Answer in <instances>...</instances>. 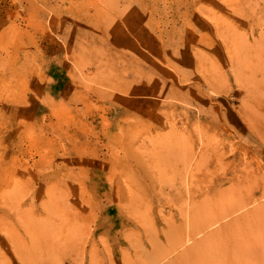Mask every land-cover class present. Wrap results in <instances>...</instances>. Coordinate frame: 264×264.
I'll return each mask as SVG.
<instances>
[{
	"label": "rangeland",
	"instance_id": "1",
	"mask_svg": "<svg viewBox=\"0 0 264 264\" xmlns=\"http://www.w3.org/2000/svg\"><path fill=\"white\" fill-rule=\"evenodd\" d=\"M261 93L264 0H0V264H141L217 179L261 188Z\"/></svg>",
	"mask_w": 264,
	"mask_h": 264
},
{
	"label": "bare ground",
	"instance_id": "2",
	"mask_svg": "<svg viewBox=\"0 0 264 264\" xmlns=\"http://www.w3.org/2000/svg\"><path fill=\"white\" fill-rule=\"evenodd\" d=\"M253 73V72H252ZM251 75V72L249 73ZM254 79H256L254 77ZM252 80V79H251ZM261 80V79H260ZM256 84V80H254ZM254 84H252L254 86ZM263 95L264 93H261V96L258 97V99L260 100V103H258L256 100L250 102V113L249 115H251L253 123L256 124L257 126H253L254 128H256V131H258L259 134L257 135H261L262 139H264V100H263ZM256 103V104H255ZM251 123V120H249ZM253 128V129H254ZM178 131V130H177ZM183 130H181L182 132ZM255 131V132H256ZM179 132V131H178ZM205 133V132H203ZM202 133V134H203ZM207 133V132H206ZM252 133V132H251ZM179 134V133H178ZM184 135V134H183ZM182 135V136H183ZM201 135V134H200ZM248 135V134H247ZM203 136L205 137L206 135L203 134ZM202 136V137H203ZM250 138V137H249ZM252 140V139H251ZM253 141V140H252ZM256 141V139H255ZM253 141V142H255ZM258 141V140H257ZM254 145V144H253ZM252 146V145H251ZM258 146V145H256ZM253 148V147H252ZM257 148V147H256ZM261 148V146H260ZM254 152L256 151L255 149H253ZM252 150V151H253ZM259 150V148H258ZM196 152V151H195ZM203 153V154H202ZM199 152V153H194L197 155H201V157L197 156V158H195V155L193 153H188V155H192V158L190 159H196V166H198V164L203 161L204 162V157L205 159L207 158V156H204V151L203 152ZM185 155H182L184 157V161H186V158L188 157V155L186 153H184ZM257 154V153H256ZM203 155V156H202ZM207 155V154H206ZM186 156V158H185ZM209 156V155H208ZM191 157V156H189ZM199 157V158H198ZM210 157V156H209ZM208 157V159H209ZM213 157V156H212ZM216 157V156H215ZM250 157V155H249ZM255 157V156H254ZM177 158V157H176ZM182 160L181 157H178ZM218 158V157H217ZM217 158H215L217 160ZM261 158V157H260ZM180 159H177L176 162ZM189 158L187 160H190ZM224 159V158H223ZM253 159V158H252ZM256 159V158H255ZM259 159V158H258ZM215 160V161H216ZM228 160V159H227ZM245 159H243L244 161ZM248 160V159H247ZM183 161V160H182ZM191 161V160H190ZM214 161V162H215ZM220 161V159L218 160ZM218 161L217 164L219 163ZM238 161V160H236ZM241 161V160H240ZM175 162V164H176ZM208 162V160H207ZM233 162V161H232ZM231 162V164H232ZM174 162L170 163V165H174ZM179 163V162H178ZM177 163V164H178ZM188 165H186V162H184V165H186V167L189 166V161H187ZM210 163V162H209ZM247 163V162H245ZM255 163V162H254ZM258 163V161H257ZM195 164V163H193ZM205 164V163H204ZM215 164V163H213ZM223 164H226V162L221 163V166ZM236 164V163H235ZM253 164V162H252ZM259 164V163H258ZM165 165V164H164ZM202 167L203 163L201 164ZM200 165V167H201ZM244 165V164H243ZM178 166V165H177ZM176 166V167H177ZM182 166V165H181ZM195 166V168H197ZM207 166V165H206ZM216 166V165H214ZM218 166V165H217ZM234 166V165H233ZM253 166V165H251ZM261 166V165H259ZM263 166V165H262ZM173 167V166H171ZM192 167V166H191ZM194 167V165H193ZM199 167V169H200ZM211 167V166H208ZM219 167V166H218ZM243 167V166H242ZM241 167V168H242ZM164 168V167H163ZM166 168V167H165ZM183 169H187V168H183ZM194 168V169H195ZM212 168V167H211ZM233 168V167H232ZM250 169H252L251 167H249ZM263 167H261L262 170ZM168 169V168H167ZM164 169L161 171V173L164 172H169V170ZM170 169V168H169ZM178 169V168H175ZM220 169V168H219ZM222 169V168H221ZM227 169V168H226ZM243 169V168H242ZM258 169V168H257ZM204 170V169H203ZM215 170V168H214ZM218 170V169H217ZM217 170H215L214 172H216ZM224 172V168L222 169ZM228 170V169H227ZM230 170V168H229ZM234 170V169H233ZM241 170V169H240ZM181 170L176 171L173 170L171 172V175L169 176V179L174 185L177 183V179L178 177L180 178V175H182L180 178L181 180L183 179V176L187 178V180L189 179V177L191 176V169H187L186 171L183 172ZM212 171V170H211ZM221 171V170H220ZM226 171V170H225ZM258 171V170H257ZM193 172V171H192ZM195 172L196 169H195ZM194 172V173H195ZM199 172V171H198ZM213 172V173H214ZM219 172V171H218ZM245 172L246 169H245ZM244 172V173H245ZM160 173V174H161ZM204 173V172H203ZM225 173V172H224ZM234 173V172H233ZM238 173V172H237ZM261 173V172H260ZM264 173V171L262 172ZM166 174V173H165ZM217 174V173H216ZM256 174V173H255ZM254 174V175H255ZM207 175V174H206ZM214 175V174H213ZM232 175V174H231ZM242 175V174H241ZM241 175H238L236 177H232V180L234 181L231 185L232 186L230 188L229 184H227L229 186L230 189H223L221 186L224 178H220L217 179V184L219 185L215 192V194L208 196L207 193V197L198 200L196 199L197 197H190V200L188 201L187 207L185 208L186 212H182L181 210V216H183V220L182 223H180L179 225H175L174 222H169V224L167 225L166 229H162L163 230V234L165 236V240L166 241H162L161 237L156 234L154 235L153 239H150V244L148 246H150L151 248V252L149 254H147L146 258L142 259L140 256L139 260L141 264H228L233 261L234 263L237 262V264H252V262H258L261 264H264V201L263 198L264 197V185L261 186V188L256 185V178L258 179V177H252L251 175L245 174L244 177H242ZM253 175V176H254ZM262 174H259V177ZM168 176V174H167ZM196 176V175H195ZM224 177L225 174L223 175ZM234 176V175H232ZM165 177V175H164ZM201 177V176H200ZM209 177V176H208ZM220 177V176H219ZM198 178V177H197ZM213 178V177H212ZM193 179V176H192ZM205 179V178H204ZM207 179V178H206ZM226 179V178H225ZM229 179V178H227ZM231 179V178H230ZM200 180V179H199ZM212 180L210 179V177L208 178V181ZM260 180H264V177ZM259 180V181H260ZM195 181V179H194ZM198 181V180H197ZM256 181V182H255ZM192 182V180H191ZM200 182V181H199ZM205 182V181H204ZM214 182V181H213ZM255 182V184H254ZM186 183V182H184ZM188 183V181H187ZM193 183V182H192ZM201 183V182H200ZM199 183V184H200ZM207 184V182H205ZM204 183V184H205ZM209 183V182H208ZM189 184V183H188ZM196 183V186L199 185ZM259 184V182H258ZM257 184V185H258ZM261 184H264V182H262ZM202 185H203V181H202ZM191 186V185H189ZM205 186V185H204ZM209 186V185H208ZM198 187V186H197ZM212 187V186H211ZM221 187V188H220ZM225 187V186H223ZM202 188H204L202 186ZM210 188V187H209ZM260 188V189H259ZM177 189V188H176ZM180 189V188H179ZM188 189V188H187ZM191 189V187H190ZM197 189V188H196ZM199 189V187H198ZM197 189V190H198ZM208 189V188H207ZM194 190V189H193ZM192 190V191H193ZM200 190H201V186H200ZM204 190V189H202ZM214 190V191H215ZM208 191V190H207ZM191 192V191H190ZM195 192V191H194ZM193 192V193H194ZM199 192V191H197ZM203 192V191H202ZM173 197L176 195H179L178 191L176 190L175 192H173ZM258 193L261 194V196H258ZM198 194V193H197ZM204 194H205V190H204ZM200 195V194H199ZM191 196V194L189 195ZM193 196V194H192ZM204 196V195H203ZM171 197V198H173ZM183 197V196H182ZM186 197V196H185ZM167 198V197H166ZM184 198V197H183ZM192 198V199H191ZM199 198V197H198ZM262 198V200L260 199ZM134 200V199H132ZM131 200V202H132ZM139 200V198H138ZM145 200V199H144ZM166 200V199H165ZM169 200V199H167ZM182 200V199H181ZM184 200V199H183ZM182 200V201H183ZM140 201V202H139ZM139 204H142L141 202L143 201L141 198L139 200ZM136 201H134L133 203H130V201H128V204H133L136 206V204H134ZM157 202H159L157 200ZM171 202V201H170ZM186 202V201H185ZM125 203V202H124ZM122 203V204H124ZM147 203V202H146ZM168 203V202H167ZM180 203H183L180 201ZM127 204V202L125 203V205ZM159 204V203H158ZM161 204V203H160ZM138 205V204H137ZM165 205V204H164ZM184 205V203L182 204ZM130 206V205H128ZM99 207V206H98ZM125 207V206H124ZM134 206L131 205V208H133ZM137 207V206H136ZM136 207L134 209H136ZM148 207V206H147ZM101 208V207H99ZM126 209H128V207H125ZM124 208V209H125ZM130 208V210H131ZM139 208V207H138ZM137 208V209H138ZM146 208V207H145ZM145 208H143L144 210H146ZM161 208V207H160ZM102 209V208H101ZM133 209V210H134ZM142 209V208H141ZM143 211V215L148 216L147 214H144V210ZM163 209V208H161ZM168 209V208H167ZM171 209V208H170ZM115 210V209H114ZM129 210V209H128ZM132 211V213H134ZM140 210V209H138ZM137 210V211H138ZM148 210V209H147ZM164 210V209H163ZM120 212V210H118ZM136 211V210H135ZM136 211V214H138ZM169 211V210H168ZM127 212V211H126ZM139 212V211H138ZM141 212V210H140ZM102 213V212H101ZM129 213V211L127 212V214ZM142 213V212H141ZM139 213V214H141ZM147 213V212H146ZM192 215H191V214ZM121 214V213H120ZM119 214V215H120ZM126 214V215H127ZM135 214V213H134ZM136 217H138V215H136ZM159 214V213H158ZM162 214V213H161ZM168 214V213H167ZM118 215V214H117ZM142 215V216H143ZM170 215V214H169ZM128 216V215H127ZM133 217V215H131ZM130 216V217H131ZM159 216V215H158ZM98 217V216H97ZM131 217V218H132ZM170 216H168V219ZM173 217V216H171ZM227 217H231L229 219V221L227 220ZM100 218V217H99ZM98 218V219H99ZM144 217H138L137 219H143ZM150 218V217H149ZM148 218V219H149ZM173 219V218H172ZM227 220V222L225 221V223L220 224L221 220ZM147 220V219H146ZM150 220L152 221L153 219L150 218ZM149 220V221H150ZM142 222V220H140ZM148 221V220H147ZM163 221V219H162ZM134 222H137L134 220ZM154 222V220H153ZM167 222V221H166ZM140 224V222H137ZM155 223V222H154ZM100 224V222H99ZM150 224V222H149ZM142 225V224H141ZM148 225V224H147ZM153 225V224H151ZM144 226V225H143ZM213 226V227H212ZM150 227V225H149ZM148 227V228H149ZM125 228V227H124ZM129 228V227H128ZM151 228H153L151 226ZM123 229V228H122ZM137 229V227L135 228ZM143 229H146V227H143ZM138 230V229H137ZM148 230V229H147ZM152 230V229H151ZM161 230V231H162ZM182 230V231H180ZM149 231V230H148ZM145 232L144 234H148ZM84 232V231H83ZM131 232V230H130ZM133 232V231H132ZM131 232V233H132ZM134 232H136L134 230ZM150 232V231H149ZM126 233V231L124 232ZM129 234V232H127ZM139 232L138 234L140 235ZM154 233V232H153ZM123 234V233H122ZM134 234V233H133ZM151 234V232H150ZM198 234H201L199 237H196ZM79 235V234H78ZM93 235V234H92ZM88 236V235H87ZM85 236V238L87 237ZM99 236V235H97ZM137 237V234H135L133 237ZM105 237V236H104ZM131 237V236H129ZM150 237V236H147ZM146 237V238H147ZM124 238V237H123ZM84 239V238H82ZM100 240L102 239V237L99 238ZM125 239V238H124ZM137 240V238H135ZM135 239L133 238L134 242ZM141 238H138V240H140ZM131 241H133L130 238ZM149 240V239H148ZM94 242V241H93ZM102 242V240H101ZM131 242V243H134ZM217 242H225V244L223 246H225V248H223L220 244V247H222L225 250H222L221 248H219L218 246L215 247V249L217 248V250L212 249L211 246H213L215 243ZM260 243L259 244V248H255L254 246H256V243ZM79 245L80 242L78 241ZM104 243V242H103ZM130 243V244H131ZM83 244V243H82ZM92 244V243H91ZM111 244V243H110ZM104 245V244H103ZM261 245V246H260ZM108 246V245H107ZM135 246H137L135 244ZM96 247H98L96 245ZM95 247V248H96ZM106 247V246H105ZM138 247V246H137ZM258 247V246H257ZM81 248V247H80ZM89 248V247H88ZM119 248V247H118ZM126 248V247H125ZM214 248V247H213ZM101 249V248H100ZM105 249V248H104ZM139 248H137L138 250ZM220 249V251H218ZM260 249V250H259ZM80 250V249H79ZM98 250V249H97ZM136 250V249H135ZM136 250V251H137ZM141 250V249H140ZM145 250V249H144ZM84 251V250H83ZM88 251V250H87ZM121 251V250H120ZM139 251V250H138ZM96 252V251H95ZM99 252V251H98ZM107 252V251H106ZM124 253V250L122 251ZM120 252V253H122ZM129 252V251H128ZM134 255L136 254L135 251ZM146 252V251H145ZM144 252V253H145ZM84 253V252H83ZM89 255L90 252L88 251ZM94 253V252H93ZM127 253V251H126ZM125 253V254H126ZM108 254V253H107ZM111 254V253H110ZM110 254H108L110 256ZM123 256H127V254ZM130 254V253H129ZM142 254V253H141ZM91 255H92V251H91ZM94 255L91 256V258H94ZM112 256V255H111ZM121 256V255H120ZM144 256V254H143ZM101 257V255H100ZM128 257V256H127ZM126 257V259H127ZM137 257V256H136ZM75 259V257H73ZM84 258V257H83ZM98 262L99 261L97 258H95ZM132 259V258H131ZM90 260V259H89ZM94 260V259H93ZM95 260V261H96ZM134 260V259H132ZM91 261V260H90ZM95 261L92 262V264H95ZM96 261V262H97ZM113 261V260H112ZM236 261V262H235ZM83 262V261H82ZM122 262V261H121ZM125 262V261H124ZM250 262V263H249ZM91 263V262H90ZM126 263V262H125ZM124 263V264H125ZM132 262H128L126 264H130ZM89 264V261H88ZM98 264V263H97ZM101 264V263H99ZM109 264H113V263H109ZM133 264L134 261H133ZM232 264V263H231Z\"/></svg>",
	"mask_w": 264,
	"mask_h": 264
}]
</instances>
